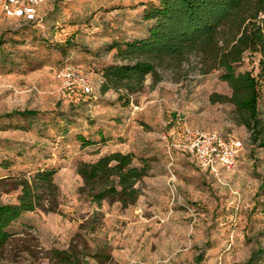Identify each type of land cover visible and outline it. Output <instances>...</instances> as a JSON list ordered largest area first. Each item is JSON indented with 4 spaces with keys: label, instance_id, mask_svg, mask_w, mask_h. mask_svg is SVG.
Returning <instances> with one entry per match:
<instances>
[{
    "label": "rangeland",
    "instance_id": "rangeland-1",
    "mask_svg": "<svg viewBox=\"0 0 264 264\" xmlns=\"http://www.w3.org/2000/svg\"><path fill=\"white\" fill-rule=\"evenodd\" d=\"M156 0H47L45 21L26 23L0 9V202H17V177L55 169V211L36 209L15 223L0 249V264H240L264 247V147L250 142L238 122L218 71L204 74L196 56L158 66L128 104L100 90L103 69L116 62L115 41L148 35L143 10ZM72 47L58 48L67 39ZM258 56L240 70L257 71ZM70 65L89 78L94 92L74 97L56 77ZM261 108L264 111V86ZM35 109L34 117H4ZM185 126L218 131L244 143L235 168L211 172L174 146ZM116 151L147 166L141 194L124 207L115 199L93 203L80 192L83 162ZM174 175V176H173Z\"/></svg>",
    "mask_w": 264,
    "mask_h": 264
},
{
    "label": "trees",
    "instance_id": "trees-1",
    "mask_svg": "<svg viewBox=\"0 0 264 264\" xmlns=\"http://www.w3.org/2000/svg\"><path fill=\"white\" fill-rule=\"evenodd\" d=\"M143 19L149 23L147 36L112 43L116 62L103 69L100 90L105 93L113 89L118 100L128 104L132 96L143 91L148 75L160 78L158 66L178 65L196 56L202 73L218 71L220 79L229 84L231 95H223L222 101L235 106L238 122L251 133L250 142L264 147V0H156L146 5ZM44 21L43 16L41 21L28 23ZM73 44L68 38L57 46L63 49ZM1 45L0 39V50ZM254 56H258L257 71L239 69L246 57ZM37 114L35 109H23L3 116L28 118ZM77 172L83 180L80 192L93 203L115 199L127 207L137 202L141 194L138 182L148 170L145 165L134 164L132 153L116 151L93 162H81ZM55 175V169H37L15 179L21 189L17 202H0V249L15 235L12 227L25 213L56 210L59 187ZM260 190L264 191V180ZM55 252L65 264H80L70 252ZM202 260L200 254L192 264ZM240 264H264V247L253 249Z\"/></svg>",
    "mask_w": 264,
    "mask_h": 264
},
{
    "label": "built area",
    "instance_id": "built-area-1",
    "mask_svg": "<svg viewBox=\"0 0 264 264\" xmlns=\"http://www.w3.org/2000/svg\"><path fill=\"white\" fill-rule=\"evenodd\" d=\"M47 0H0L4 17L28 22L41 21V7ZM56 77L70 93L91 95L94 88L88 76L79 68L66 65L55 71ZM194 156L205 170L219 172L235 168L244 143L237 138H226L218 131L185 126L179 143L174 144ZM174 176V175H173Z\"/></svg>",
    "mask_w": 264,
    "mask_h": 264
}]
</instances>
